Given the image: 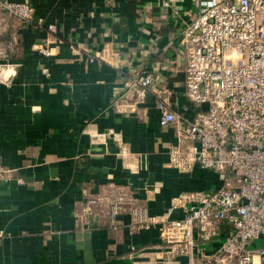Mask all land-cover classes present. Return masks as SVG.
<instances>
[{"label":"crops","instance_id":"1","mask_svg":"<svg viewBox=\"0 0 264 264\" xmlns=\"http://www.w3.org/2000/svg\"><path fill=\"white\" fill-rule=\"evenodd\" d=\"M7 1L29 3L34 18L0 8V167L11 174L0 181V264H168L159 221L185 214L174 198L222 183L211 169L169 165L178 126L159 123L161 97L182 116L197 109L181 43L194 1ZM147 75L137 101L128 84ZM96 193L121 195L124 210L82 214ZM136 207L157 223L137 224ZM221 243L198 240L174 264Z\"/></svg>","mask_w":264,"mask_h":264},{"label":"built area","instance_id":"2","mask_svg":"<svg viewBox=\"0 0 264 264\" xmlns=\"http://www.w3.org/2000/svg\"><path fill=\"white\" fill-rule=\"evenodd\" d=\"M193 1L195 16L186 22L181 43L184 94L197 109L185 117L161 97L159 123L178 126L169 165L181 172L196 165L211 169L222 183L215 190L183 192L174 198V207H184L185 214L159 221L169 247L165 262L178 263L179 256L191 255L198 240L221 239L213 254L189 264H264V245L255 242L264 237V0ZM0 8L25 21L34 18L29 3L0 0ZM41 51L51 54L47 47ZM151 80L150 75L134 79L128 91L143 100ZM10 178V170L0 167V181ZM81 207L88 216L101 211L98 207L107 208L115 218L125 206L121 195L96 193ZM132 210L137 224L157 223L147 219L144 209ZM222 223L230 227L224 235ZM5 234L0 229V237Z\"/></svg>","mask_w":264,"mask_h":264},{"label":"rangeland","instance_id":"3","mask_svg":"<svg viewBox=\"0 0 264 264\" xmlns=\"http://www.w3.org/2000/svg\"><path fill=\"white\" fill-rule=\"evenodd\" d=\"M258 241H259V244L264 245V237L260 238Z\"/></svg>","mask_w":264,"mask_h":264}]
</instances>
